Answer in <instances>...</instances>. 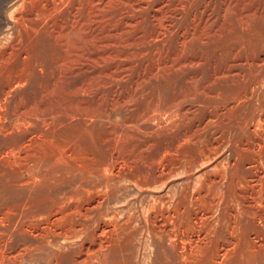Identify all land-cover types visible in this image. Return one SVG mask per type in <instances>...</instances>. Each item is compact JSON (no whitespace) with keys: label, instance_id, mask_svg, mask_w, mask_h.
Wrapping results in <instances>:
<instances>
[{"label":"bare ground","instance_id":"bare-ground-1","mask_svg":"<svg viewBox=\"0 0 264 264\" xmlns=\"http://www.w3.org/2000/svg\"><path fill=\"white\" fill-rule=\"evenodd\" d=\"M195 3L175 0L174 8L182 10ZM69 4V0H21L19 18L26 6L29 14L39 11L27 24L30 32L26 36L46 33L50 22ZM86 6L92 8V3L86 0ZM91 12L76 20L72 15L65 31L68 38L71 33L80 38L74 51L76 87L88 85L91 78L95 82L102 79L99 83L111 98L129 81L132 65L125 63L128 59L169 49L170 35L184 32L182 14L175 19L161 15L149 23L142 20L140 35L135 37L132 29L138 22L90 19ZM103 27L109 32H103ZM93 35L92 46L87 45ZM182 39H176L180 52L184 51ZM193 47L199 51L200 42ZM194 49L187 55V64L196 58ZM261 60L253 71L243 63L237 68L225 64L219 75L211 72L210 81L190 92L184 105L176 102L165 112L135 117L133 128L124 99L104 106L96 102L74 107L68 116L77 121L78 133L86 132L94 121L102 127L111 122L118 130L110 135L109 149L91 155L80 149L64 163L65 173L71 167L72 183L56 205L20 219L21 232L27 234L29 225L34 230L29 234L35 241L38 263L186 264L190 260V264H219V214L230 213L232 200L244 214H248L247 198L264 200V103H255L256 99L264 101V54ZM151 74L158 79L157 73ZM119 138L122 150L116 147ZM177 171L186 178L179 188L139 192L128 198L117 193L127 182L138 188L166 183ZM122 247L129 255L126 263L115 261Z\"/></svg>","mask_w":264,"mask_h":264},{"label":"rangeland","instance_id":"rangeland-1","mask_svg":"<svg viewBox=\"0 0 264 264\" xmlns=\"http://www.w3.org/2000/svg\"><path fill=\"white\" fill-rule=\"evenodd\" d=\"M196 1L200 4H189L181 10L174 8L175 0H88L92 8L86 6V0H69V8L50 22L46 33L28 38L27 24L39 11L29 14L26 6L23 18H19L21 0H0V264H39L35 241L29 234L34 230L29 225L27 234L21 232L20 219L29 212L56 205L59 197L67 193L72 171L70 167L65 173L64 163L71 161L75 151L81 149L91 155L112 146L110 135L118 126L115 129L111 122L104 128L94 121L86 132L78 133L77 121L68 115L73 114L79 103L93 106L98 102L104 106L124 99L132 118H128V124H131L135 117L165 112L176 102L184 105L189 93L210 81L211 72L219 75L225 64L231 63L237 68V64L243 63L253 71L262 62L264 0ZM89 10L92 11L90 19L112 17L123 23L130 18L132 23L138 22L132 29L135 37L140 35L142 20L149 23L152 18L163 15H171L169 19L183 15L184 32L179 30L170 35L169 40L174 41L170 45L174 48L128 59L125 63L132 65L128 76L131 85H126L129 81L124 82L122 91L111 98L106 87L100 85L101 78H96L97 83L95 77L91 78L83 86L87 91L76 87L79 76L73 74L76 71L74 51L80 38L72 33L68 38L65 31L72 15L76 20L88 16ZM19 23L21 32H18ZM103 28V32H109L107 27ZM89 38L86 43L92 46L89 43L96 37ZM178 38L185 40L183 52L177 46ZM197 41L199 51L193 47ZM191 49L196 58L187 64ZM151 73H157L158 79ZM217 79L221 82L223 77L217 76ZM103 80L107 79L103 77ZM255 103L264 101L256 99ZM121 140L116 144L119 150L123 146ZM185 179L184 173L177 171L166 183L138 188L127 182L117 193L128 198L139 192L166 191L179 188ZM247 202L248 214L239 212L233 200L230 213L219 214L216 241L219 264H264V200L249 197ZM124 249H121L122 255L115 256V261L128 262L129 255Z\"/></svg>","mask_w":264,"mask_h":264}]
</instances>
